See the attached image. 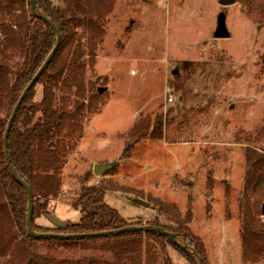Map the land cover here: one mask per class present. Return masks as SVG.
<instances>
[{"label":"rangeland","instance_id":"rangeland-1","mask_svg":"<svg viewBox=\"0 0 264 264\" xmlns=\"http://www.w3.org/2000/svg\"><path fill=\"white\" fill-rule=\"evenodd\" d=\"M113 2L94 58L83 56V95L67 92L69 104L76 99L83 104L82 130L80 138L66 137L75 144L63 157L60 194L50 201L51 214L64 222L79 220L81 213L70 202L90 173L87 184L122 188L106 189L103 200L128 222L156 218L175 226L146 197L172 204L204 246L201 264H264L244 259L240 236L246 153H264V25L257 12L264 0ZM219 11L226 15L225 38L213 37ZM99 86H104L100 93ZM165 87L173 94L171 102L165 100ZM35 96L41 97L40 84ZM93 159L112 165L95 175ZM34 221L55 227L44 215ZM0 225L3 236L13 233L1 210ZM99 244L42 247L40 252L54 260H112V250ZM165 250L178 264L198 263L171 245Z\"/></svg>","mask_w":264,"mask_h":264},{"label":"trees","instance_id":"trees-1","mask_svg":"<svg viewBox=\"0 0 264 264\" xmlns=\"http://www.w3.org/2000/svg\"><path fill=\"white\" fill-rule=\"evenodd\" d=\"M113 1L0 0V210L7 213L13 226V233L3 236L0 225V264H178L166 254V245H171L188 261L196 260L190 251L192 248L203 262L201 240L172 204L157 197H146L159 212L170 216L175 226L162 224L156 218L145 223L128 222L103 200L106 189L122 188L108 183L87 184L90 173L82 179L78 196L70 202L81 213L78 221L62 228L42 226L34 221L46 212L51 213L50 201L60 194L63 157L75 144L66 142V137L73 133L76 138L81 137L79 122L83 118V104L77 99L69 104L67 92L74 90L77 97L83 95L86 66L83 56L87 55L90 61L94 58L96 47L103 39L104 19ZM258 7L259 23L264 25V2ZM8 15L11 19H6ZM46 18L59 30L60 40L48 65L21 101L6 145L12 167L32 192V228L37 232L57 233L96 232L126 225H147L150 229L73 238L33 237L26 231L27 192L6 162L3 133L20 93L55 44V32ZM36 84L41 85L40 98L35 96ZM56 91L61 93L62 105ZM126 147V151L131 148ZM242 189V256L248 261L264 260V153L247 150ZM163 231L170 232L172 238ZM98 243L103 249L112 250V260L85 257L54 260L40 252L42 247L48 250L50 246L96 248ZM188 250L194 258L188 256Z\"/></svg>","mask_w":264,"mask_h":264},{"label":"water","instance_id":"water-1","mask_svg":"<svg viewBox=\"0 0 264 264\" xmlns=\"http://www.w3.org/2000/svg\"><path fill=\"white\" fill-rule=\"evenodd\" d=\"M32 1V0H31ZM235 0H217V2L221 5H228V4H233ZM60 5H63V2H60ZM226 15L223 11H219L216 15V22H215V28L213 31V37L215 38H225L229 36V32L227 30L226 27ZM47 23L49 24V26L52 28L53 32H55V44L53 45L52 49L50 50V52L47 54V56L45 57L44 61L41 63L42 65L39 66V68H37V71L35 72V74L31 77V79L28 81V83L26 84V86L23 88L22 92L20 93V96L18 97L16 103L14 104L13 108H12V112L9 115V118L7 120L5 129H4V133H3V147H4V154H5V158H6V162L9 166V169L12 173V175H14V178L24 187L26 195H27V212H26V231L30 236L33 237H42V238H73V237H84V236H99V235H108V234H114V233H119V232H125V231H133V230H145V229H150V226L147 225H126V226H122L120 228H115L112 230H104V231H96V232H87V233H57V232H37L32 228V224H31V220H32V196L30 190H29V186L28 184L22 180L15 172L14 168L11 165L10 162V158H9V154L7 151V136H8V132L9 129L11 128V123L12 120L17 112V109L21 103V101L23 100L26 92L34 85V83L38 80V77L40 76V74L42 73V71L44 70V68L46 67V65H48L53 53L55 52L57 45L59 43L60 40V32L57 29V27L55 26V24L48 18H46ZM173 72H176V69L173 70ZM104 89V86H99L97 88V91L100 93L102 92ZM112 164L108 161H104V162H96L92 164V172L95 175H99L102 172H104L105 170L109 169L110 166ZM45 216V218L48 220V222H50L52 225H54L55 227H66L69 225L70 222L65 221L64 220H60L58 218H56L53 214L51 213H44L43 214ZM155 229H158L156 227H154ZM167 234V236H169L170 238H172V234L170 232L167 231H163ZM189 248V247H188ZM190 251L193 253V255L195 256L196 260H197V264H201V259L200 256L195 252L194 249H190Z\"/></svg>","mask_w":264,"mask_h":264},{"label":"built area","instance_id":"built-area-1","mask_svg":"<svg viewBox=\"0 0 264 264\" xmlns=\"http://www.w3.org/2000/svg\"><path fill=\"white\" fill-rule=\"evenodd\" d=\"M164 94H165V100L168 102H171L173 100V94L169 91L167 87L164 89ZM98 180H95V183H97Z\"/></svg>","mask_w":264,"mask_h":264},{"label":"crops","instance_id":"crops-1","mask_svg":"<svg viewBox=\"0 0 264 264\" xmlns=\"http://www.w3.org/2000/svg\"><path fill=\"white\" fill-rule=\"evenodd\" d=\"M104 161H106V160H104V159H102V160H96V159H93V160H91L90 162V164L92 165L93 163H96V162H104ZM104 178H111V177H113L111 174H106V175H104L103 176ZM94 179V178H93Z\"/></svg>","mask_w":264,"mask_h":264}]
</instances>
